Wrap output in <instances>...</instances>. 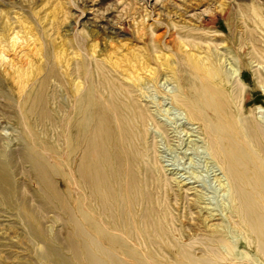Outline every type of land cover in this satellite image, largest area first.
<instances>
[{"label":"bare ground","instance_id":"6f19581e","mask_svg":"<svg viewBox=\"0 0 264 264\" xmlns=\"http://www.w3.org/2000/svg\"><path fill=\"white\" fill-rule=\"evenodd\" d=\"M249 12L244 18L254 28L244 23L239 48H232L233 58L225 56L224 63L212 47L200 57L163 45L159 37L154 41L172 50L175 60L166 69L176 89L165 97L192 127L190 143H203L219 165L222 186L232 197L229 215L225 209L217 214L197 187L172 181L158 166L159 148L155 139L148 140L155 114L132 95L147 80L139 72L147 70L149 79L158 82L162 68H139L128 78L132 86L105 74L100 63L94 67L83 60L75 72L78 83L66 74V103L59 105L55 93L44 92L20 110L28 138L20 157L5 162L0 151V264L26 236L32 243L47 242L42 256L60 264L70 262L50 246L55 243L70 254L73 264H264V112L259 107V114L246 110L254 89L264 91V38L255 39L260 32L264 37V5L254 0ZM248 70L254 75L251 84L245 82ZM53 74L46 75L42 86ZM52 102L54 111L48 108ZM157 102V109L169 105ZM39 107L51 128L49 133L43 127V138L27 119ZM20 160L30 167L27 177L35 189L19 181ZM169 189L177 207L168 200ZM29 198L39 205L30 204ZM181 205L195 218L188 231ZM171 207L179 214L180 229L174 227L177 217ZM52 209L67 217L65 240L52 239V229L40 226ZM10 212L24 220V230Z\"/></svg>","mask_w":264,"mask_h":264},{"label":"rangeland","instance_id":"374dc122","mask_svg":"<svg viewBox=\"0 0 264 264\" xmlns=\"http://www.w3.org/2000/svg\"><path fill=\"white\" fill-rule=\"evenodd\" d=\"M253 1L0 0V151L2 159L5 162L16 160L27 147L28 138L21 125L20 110L29 106L30 103L32 105L33 99L42 97L44 92H47V96L55 93L56 103L59 105L66 103V89H69L66 74L71 73L69 77L72 83H78L75 72L83 60L92 62L94 67L100 63L104 66L105 74L118 80L119 84L125 85H132L128 78L132 77V73L139 68L151 70L161 67L163 75L158 82L149 79L150 74L147 70L143 73L139 72L147 80L133 89L136 93L132 95L133 99L142 106L147 105L155 114L156 121L149 125L148 140L155 139L157 149L159 148L158 166L162 173L164 170L163 175H167L172 181L175 178L197 187V190L205 196L203 201L209 204L210 208L215 209L217 214H221L225 209L224 214L229 215L228 211L233 206L232 197L222 186L220 177L223 174L219 165L209 156L203 143L198 142V145L197 142H194L195 145L190 143L192 139H188L187 134L189 127H192L185 122L182 111L172 107L168 96L165 97L166 93L170 94L176 89L175 83L168 78L171 73L166 69L175 60L172 50L164 46L159 47L154 41L159 37L163 45H174L177 46L178 51L182 49L188 54L200 57H204L206 50L212 47L224 63L225 56L233 58L229 54L232 48H239L244 23L251 24L244 15L250 13ZM256 1L264 5V0ZM250 26L254 28L252 24ZM261 35L263 36L261 32L257 33L255 39L263 40L264 37ZM244 38L249 44V36ZM38 68L40 73L37 71ZM33 72L38 75L31 77ZM49 72L55 74L48 78L47 86H42V80ZM253 77V71L248 70L245 77L246 84H251ZM28 91L31 98L25 99ZM252 95L246 107L247 112L259 114L256 111L257 107L264 112V91L257 87ZM164 100L169 105H162L157 109L154 102ZM56 103L52 102L48 108L56 110ZM41 114L39 107L35 114H27V119L32 130L42 136V133L46 131L44 128L49 129V133L51 128L50 123L45 121ZM194 128H198V125H194ZM18 169L21 173L18 179L23 187L27 188L30 185L31 189H35L34 184L27 177L30 167L20 160ZM168 198L177 207L174 191L169 189ZM28 200L30 204H36V206L40 203L39 200L38 202H33L30 198ZM173 212L177 217L174 227L180 229L182 223L179 220V214H176L175 210ZM11 213L14 214L12 216L17 226L19 228L23 226L21 230H24V220L18 218L15 212ZM180 213L181 216L186 213L187 218L191 220L184 218V223L188 224L183 223V228L187 231L193 228L190 225L194 223L195 218L191 211L181 205ZM44 216H46L45 220L41 221L40 226L52 229V239L65 240L64 221L67 219L65 214L58 209H52ZM230 222L235 224L232 223L233 221ZM5 224L10 225L7 222ZM24 239L22 244L11 249L8 261L3 264H60L42 256L47 242L32 243L29 236ZM50 246L57 247L63 257L73 264L70 254L60 244L55 243ZM246 248L244 246V249ZM239 250L247 252L241 248ZM234 254L233 257L238 255ZM160 261L164 262L161 259Z\"/></svg>","mask_w":264,"mask_h":264}]
</instances>
